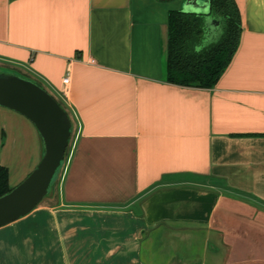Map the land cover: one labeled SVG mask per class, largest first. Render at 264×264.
Masks as SVG:
<instances>
[{"label":"crops","instance_id":"obj_1","mask_svg":"<svg viewBox=\"0 0 264 264\" xmlns=\"http://www.w3.org/2000/svg\"><path fill=\"white\" fill-rule=\"evenodd\" d=\"M183 1L0 0V68L73 124L50 194L0 227V264H264V0H235L238 45L211 88L166 80ZM41 154L0 106L11 188Z\"/></svg>","mask_w":264,"mask_h":264},{"label":"water","instance_id":"obj_2","mask_svg":"<svg viewBox=\"0 0 264 264\" xmlns=\"http://www.w3.org/2000/svg\"><path fill=\"white\" fill-rule=\"evenodd\" d=\"M183 12L203 17L207 32L218 26L209 0H184ZM0 106L14 110L35 126L42 154L33 170L0 196V227L31 212L48 196L63 168L73 124L66 109L42 85L15 71H0Z\"/></svg>","mask_w":264,"mask_h":264},{"label":"trees","instance_id":"obj_3","mask_svg":"<svg viewBox=\"0 0 264 264\" xmlns=\"http://www.w3.org/2000/svg\"><path fill=\"white\" fill-rule=\"evenodd\" d=\"M209 2L210 12L218 21L215 30L219 32V37L200 49L196 47L206 32L203 17L181 10L170 11L168 15L166 80L169 83L211 88L217 83L236 51L240 35V14L235 0ZM10 190L8 170L0 164V196Z\"/></svg>","mask_w":264,"mask_h":264},{"label":"rangeland","instance_id":"obj_4","mask_svg":"<svg viewBox=\"0 0 264 264\" xmlns=\"http://www.w3.org/2000/svg\"><path fill=\"white\" fill-rule=\"evenodd\" d=\"M205 37L203 38V42L207 45L211 42H214L218 39L219 37V32H217L215 29L208 32L206 35H204ZM3 70H7V71H10L8 69H4V68H0V71H3Z\"/></svg>","mask_w":264,"mask_h":264},{"label":"built area","instance_id":"obj_5","mask_svg":"<svg viewBox=\"0 0 264 264\" xmlns=\"http://www.w3.org/2000/svg\"><path fill=\"white\" fill-rule=\"evenodd\" d=\"M92 62H93V60H92ZM68 80H69L68 76L64 77L63 80H62L63 84H67Z\"/></svg>","mask_w":264,"mask_h":264}]
</instances>
